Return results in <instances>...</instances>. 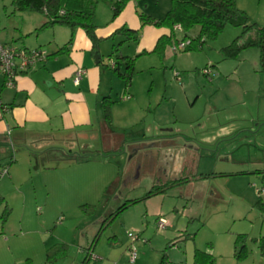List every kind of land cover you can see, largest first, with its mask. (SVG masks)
Listing matches in <instances>:
<instances>
[{"label":"rangeland","instance_id":"obj_1","mask_svg":"<svg viewBox=\"0 0 264 264\" xmlns=\"http://www.w3.org/2000/svg\"><path fill=\"white\" fill-rule=\"evenodd\" d=\"M236 4L250 23L264 25V0ZM4 5L9 15L10 0ZM23 15V21L17 19L20 24L27 20ZM176 31L177 39H183V31ZM198 32V26L192 27L186 39ZM241 33V27L227 25L215 38H204L202 47L168 53L164 63L152 67L155 56L141 58L126 92L124 81L107 67L114 79L111 133L93 130L70 148H56L61 142L49 141L48 148L42 143L16 145L0 155V172L8 171L0 176V196L11 209L4 226L0 222V264H190L195 250L209 252L214 264H264L259 246L264 212L257 204L264 201L262 174H238L244 171L236 170L251 167L233 160L252 148L235 137H222L225 126L240 121L251 126L247 112L241 120H231L232 115L251 109L257 100L259 107L264 103L258 48L242 49L236 58H225L221 51ZM211 64L210 75H204L202 69ZM236 68L242 73L240 83L226 82L225 74ZM249 87L254 91L247 92L242 107L241 92ZM129 88L132 97L123 99ZM158 133L165 138L153 140ZM213 135L210 142L207 137ZM185 137L196 143L197 159L182 170L184 156L188 159ZM68 149L69 158H62ZM228 153L233 160L226 159ZM154 187L165 190L147 197ZM160 217L166 220L163 230L157 229ZM184 232L189 234L185 239ZM129 233L139 234V239L132 243ZM238 234L246 236L248 251L239 261L233 256ZM132 246L137 251L134 262L129 260Z\"/></svg>","mask_w":264,"mask_h":264},{"label":"crops","instance_id":"obj_2","mask_svg":"<svg viewBox=\"0 0 264 264\" xmlns=\"http://www.w3.org/2000/svg\"><path fill=\"white\" fill-rule=\"evenodd\" d=\"M159 1L129 0L114 19H111V9L99 3L95 11L97 25L95 34L100 42L97 48L94 49L82 29L77 28L71 31L69 28L57 24L40 28L45 21V17L44 15H33L32 12H29V14L20 12L21 15L27 14L23 15L27 19L24 22L26 25L24 23L20 24L17 19L22 20L23 17L16 15V12H9L8 15V8L4 5V0H0V43L16 48H42L48 55L55 53L66 45L62 52L46 57L45 60L35 63L25 72L18 74L12 87L4 84V76L0 72V155L6 153L9 148L12 150L16 145L25 148L39 147L41 143L45 145L49 141L53 143L60 141L61 146L57 145L56 148H70L74 140L86 139L88 133L93 130L98 134L101 131L111 133L114 114L111 112V120L107 122L103 117L102 107L103 98L110 97L113 100L110 91L113 89L112 82H114V79L110 71L107 70V67L112 70L113 66L109 62L115 63L117 56L134 57L146 52L142 54L143 56H138L139 58L136 59L134 67L140 68L141 58L147 56L150 59V56H155V59L151 57L154 62L150 60L153 64L148 66L152 67L156 63H164L168 53L172 54L168 47L161 58L151 53L158 38L163 35H170L171 32L164 27H155L151 24L141 25L138 16V13L142 12L152 18H161L169 9L171 2L167 0V5L161 7ZM3 15L5 16L3 17ZM121 26H127L129 29L137 31L139 34L138 39L135 42H122L117 46L118 43L123 41V37L120 35L110 36ZM176 32L174 29L173 34L175 36ZM69 39H71L70 43H68ZM124 45L128 49L124 50ZM114 49H117V53L110 58L109 55L113 53ZM129 49L132 51L131 54L126 52ZM96 51L100 56L95 59ZM122 65L123 63L120 62L115 67L120 71ZM78 67L84 69V75L79 83L75 85L73 76ZM239 70L236 68L229 75L225 74V81L236 79L240 83L242 73ZM258 86L256 92L260 91ZM130 88L128 89L127 99L132 97ZM249 91L252 92L254 89L251 87H249V90L243 88L241 92L242 100L240 104L242 107L246 105L244 97ZM259 95L258 93L257 97ZM257 102L258 104L251 109L242 110L243 112L240 115L231 116V120H241L245 119V113L247 112L251 126H245L240 121V125L225 126V133L222 134L225 140L235 137L240 140V144H248L252 148L253 152H245L243 156L236 158V160L230 157V153L225 154L226 159L229 157L231 160L234 159V163L248 164L251 167L236 170V172L264 170V103L259 107V100ZM113 106L112 104L111 111ZM95 125L97 129H94ZM157 129L163 131L162 127ZM247 134L250 135V138ZM214 136L217 135L212 137ZM141 137L146 136L141 135ZM151 137L153 140L165 138L159 133L153 134ZM207 138L210 142H213L216 137L214 139ZM108 140L111 142V137ZM184 143V151L187 152L188 159L184 156L182 170L186 168L187 163H193L192 160L197 159L195 157L197 145L193 142V139L185 137ZM45 147L48 148L49 146L45 145ZM51 147L54 148L55 146ZM70 151L68 149V152L63 153L62 158H69L67 155L71 154ZM199 160H196L197 165H199ZM10 161H15L12 156ZM261 181L264 183V174H262ZM191 260L190 264H193V254Z\"/></svg>","mask_w":264,"mask_h":264},{"label":"trees","instance_id":"obj_3","mask_svg":"<svg viewBox=\"0 0 264 264\" xmlns=\"http://www.w3.org/2000/svg\"><path fill=\"white\" fill-rule=\"evenodd\" d=\"M128 1L129 0H10V4L13 13L32 12L43 14L45 21L41 24L40 28L57 24L65 26L71 31L77 28L82 29L91 41L93 48L96 49L100 42V39L95 34L97 28L95 22L97 5L102 3L108 6L111 9V19H114L120 14ZM138 16L141 25L151 24L155 27H164L170 30V35H163L158 38L151 51V53L156 54L159 58H161L165 49L172 41L179 40L173 34L176 25H179L180 30L183 31V39H186V32L188 30L194 26L199 27L198 36L194 39H189L190 44L185 51L195 47H202V44L205 42L204 38H215L227 25L239 26L242 29L241 35L221 49L223 56L225 58H236L242 49L256 47L259 50V71L264 74V25L259 27L254 23H250L246 13L237 7L236 0H171L169 9L161 18H152L142 12H139ZM116 35L123 37V41L118 43L117 46L122 42H135L139 36L137 31L129 29L127 26H121L116 29L110 37ZM70 42L71 39H69L68 43ZM65 48L66 45L55 53L47 55V58L62 52ZM114 51L116 52L117 49H114ZM113 53L109 55L110 58ZM145 53L146 52L140 53L134 57L117 56L115 58L112 71L124 81L126 87L125 92L127 87L131 85V76L136 58ZM120 62L123 63L122 71H119L118 68L115 67L120 64ZM112 104L113 100H111L110 97L102 99L103 117L107 122L111 120ZM254 172L264 174V170H255ZM243 173L249 172L244 171L238 174ZM226 175H231V173H225V176ZM158 189L159 188L154 187L147 197L158 191L163 192L165 190ZM257 204L261 211L264 212V201L258 200ZM126 206L127 203L121 206L117 212L119 213ZM1 207L0 222L1 226H4L10 215L11 209L4 198L0 196V208ZM188 235L189 234L184 232L181 238L185 239ZM245 239L246 236L244 234H238L236 236L233 256L237 261L245 259L248 256V251L245 248ZM259 246L261 254H264V238L259 239ZM54 248L55 247H51L47 250L46 260L49 262L53 261L51 253ZM87 251L89 252V249H87ZM160 264H164V262L162 261ZM193 264H214V259L208 253L195 250L193 254Z\"/></svg>","mask_w":264,"mask_h":264},{"label":"built area","instance_id":"obj_4","mask_svg":"<svg viewBox=\"0 0 264 264\" xmlns=\"http://www.w3.org/2000/svg\"><path fill=\"white\" fill-rule=\"evenodd\" d=\"M175 30H180V26L176 25L174 27ZM190 41L188 39H179L172 41L168 45V49L172 54H176L181 51H185V49L189 46ZM47 52L42 48L36 49H25V48H16L11 45H5L0 43V72L4 76V84L8 87H12L14 85V81L18 74L25 72L31 66L39 61L45 60L47 57ZM111 66H113V62H109ZM210 67L208 65L204 69H202V73L204 75H210ZM84 75V69L82 67H78L73 76V83L77 85ZM175 76H178V73H175ZM210 80V78L208 77ZM127 99L128 96H124L123 99ZM7 173V168H3L0 172V176ZM166 227V220L163 217L158 218L157 221V229L163 230ZM131 242H135L139 239V234L129 233L128 234ZM129 260L134 262L136 260L137 251L134 246L130 248ZM90 258L93 260H97V257L90 254Z\"/></svg>","mask_w":264,"mask_h":264},{"label":"water","instance_id":"obj_5","mask_svg":"<svg viewBox=\"0 0 264 264\" xmlns=\"http://www.w3.org/2000/svg\"><path fill=\"white\" fill-rule=\"evenodd\" d=\"M99 56H100V55H99L98 51H96V52H95V59H96V58H99ZM95 61L97 62V60H95Z\"/></svg>","mask_w":264,"mask_h":264}]
</instances>
